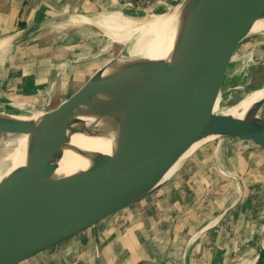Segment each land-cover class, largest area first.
<instances>
[{"label": "water", "instance_id": "1", "mask_svg": "<svg viewBox=\"0 0 264 264\" xmlns=\"http://www.w3.org/2000/svg\"><path fill=\"white\" fill-rule=\"evenodd\" d=\"M240 2L264 14V0H178L166 14L173 19L167 57L138 64L125 90L118 85L129 78L127 70L135 62L121 67L120 83L110 74L106 84L113 93L95 97L90 107L110 127L81 132L110 141L108 154L73 146L70 137L76 130L54 121L99 73L40 113L0 111V135L27 137V164L0 180V264H41L45 255L151 197L213 141L236 138L264 151V117L213 113L224 89L251 82L257 65L237 64L251 30ZM35 31L28 28L23 37ZM66 151L86 160L87 167L57 175ZM262 229L264 236V218ZM249 264H264V248Z\"/></svg>", "mask_w": 264, "mask_h": 264}, {"label": "crops", "instance_id": "2", "mask_svg": "<svg viewBox=\"0 0 264 264\" xmlns=\"http://www.w3.org/2000/svg\"><path fill=\"white\" fill-rule=\"evenodd\" d=\"M177 1L149 9L167 14ZM134 11L115 0H0V111L40 113L53 107L48 101L68 98L111 52L99 24L110 13L144 12ZM263 215L264 151L226 138L199 149L151 197L41 264H249L264 248Z\"/></svg>", "mask_w": 264, "mask_h": 264}, {"label": "bare ground", "instance_id": "3", "mask_svg": "<svg viewBox=\"0 0 264 264\" xmlns=\"http://www.w3.org/2000/svg\"><path fill=\"white\" fill-rule=\"evenodd\" d=\"M158 4H161V0ZM240 4L247 9L248 16L251 20V30L246 43L249 44L251 39L260 41V36L262 34L264 35V14L251 10L244 2H240ZM152 10L153 9H149L142 12V14H139L143 15L139 21L134 20L132 17L129 18L130 14L110 13L106 15L104 21L99 24L100 26L98 27L103 28L107 33L105 37L108 38L107 43L109 45H112V42L128 45L124 47L117 58L110 64L114 67V69L109 70V68H106L104 71H102L98 78L95 79L91 84L90 88L80 97L75 99L69 108L64 110L54 119L57 125L66 124L69 128L71 127L72 129L76 130L75 133L70 137V141L73 146L86 151L108 154L110 152V141L101 140L98 137H92L88 133H81L85 132L86 130L102 131L107 129V127H110L111 122L102 118H97V116L92 112L93 108L90 109L92 102L95 103L94 98L98 96L108 98L109 94L113 93L109 88L110 86H107L106 80L110 74L113 73L112 75L116 76L115 80L113 81L120 83L119 78L124 73L122 71L123 68H121L123 65L128 64L130 66L131 62H135L130 67L128 66L129 69L127 70L126 78H129L125 82L118 85V90L121 89V85L124 86L122 90L130 88L128 81L132 78H135L136 75L132 74L138 69V64L142 62L146 63L148 61L164 59L170 53L172 47L171 24L173 19L172 17L166 18L164 16H151ZM131 14L135 15L132 12ZM76 19H78V17L72 19L71 21ZM77 26L78 25H76V27ZM109 39L112 40V42ZM243 49L240 51L242 57H238L237 64L248 65L251 63L252 55L264 57V49L251 50L250 54H248L249 52L247 53V50L244 49V51ZM116 69H121L117 75ZM60 72L62 73V71ZM17 109L25 112L33 111V109ZM88 109H90L89 113L87 112ZM247 112L253 113L257 116L264 115V81L259 80L249 82L234 89V92L230 94H220L213 111L214 114L231 115L236 118H241ZM15 137L17 139H15L13 142H10L9 150L6 149L7 152L2 157H0V180L6 177L13 170L23 167L27 164V137ZM4 140H6V138H4ZM198 145L199 144L193 146L182 158V160L188 158L190 154L195 151ZM87 165L88 163L86 160L72 154L69 151H66L59 161L56 174L70 175L76 171L84 170ZM178 165H176L166 174L164 180L168 179L172 175Z\"/></svg>", "mask_w": 264, "mask_h": 264}, {"label": "rangeland", "instance_id": "4", "mask_svg": "<svg viewBox=\"0 0 264 264\" xmlns=\"http://www.w3.org/2000/svg\"><path fill=\"white\" fill-rule=\"evenodd\" d=\"M134 12H136V11H134ZM137 12H140V11H137ZM152 13H151V16H164V17H166V18H169V17H171V16H168V15H166V14H163V15H157L158 13H157V11H156V9L154 10H152L151 11ZM137 17H135V18H133V19H135L136 21H139V19H141L142 17H143V15H139L138 13H136L135 14ZM137 18V19H136ZM100 30L103 32V34L104 35H107V33H106V31L103 29V28H100ZM107 40H108V38H106ZM110 40V39H109ZM111 42H112V40H110ZM263 42V43H262ZM113 44L112 45H110L111 46V49H110V53H109V55H108V58H107V60L105 61V62H107L106 64H111L116 58H117V56L120 54V52L124 49V47H126V45H128V44H126V45H123V44H119V43H114V42H112ZM258 43V44H257ZM253 44V45H252ZM245 49V50H247V53L248 54H250L251 52V50H263L264 49V37L263 38H261L260 39V41H257V40H253V39H251V41L249 42V44H247V43H245L241 48H240V50L238 51V57H242V55L240 54V51H241V49ZM243 49V50H244ZM244 50V51H245ZM96 51H98V49H96ZM101 53V55H100V57L102 56V52H100ZM247 54V55H248ZM238 59V58H237ZM109 61V62H108ZM255 62V63H257V65L255 66V72H254V74H253V76H252V80H251V82H253V81H259V80H261V81H264V70H263V68H262V66L264 65V57H258L257 55H252L251 56V62ZM104 62V63H105ZM99 64V65H97L96 66V71L95 72H92L91 74L93 75V74H97V73H101L102 71H104L106 68H107V66H106V64ZM105 65V67H103ZM101 67H103V68H101ZM101 68V69H100ZM98 69H100V70H98ZM91 75V76H92ZM89 78V76L87 75V77L84 79L85 81H87V79ZM84 83V82H83ZM92 84V83H91ZM91 84L86 88V90L82 93V94H84L89 88H90V86H91ZM228 87H230V86H228ZM228 87H226V88H228ZM224 93H226V94H230V93H232V92H234V90H228L227 91V89H224V91H223ZM1 95H5V94H2V93H0ZM81 94V95H82ZM80 95V96H81ZM80 96H78V97H80ZM77 97V98H78ZM76 98V99H77ZM4 100H7V98L6 97H4L3 98ZM59 99L58 98H56V99H52V103H50V101H48L47 103H46V106H55V102L56 101H58ZM2 100H0V102H1ZM8 101V100H7ZM25 101V100H24ZM26 102H28V101H26ZM29 103V102H28ZM49 108V107H48ZM262 117H264V115H262ZM4 138H6V140H4ZM15 139H17L15 136H7V135H0V152H2V153H0V157H2L6 152H7V150H9V144H10V142H13V141H15ZM10 140H12V141H10ZM7 142H9V143H7ZM217 142V140L216 141H213V142H211L210 144H212V143H216ZM7 149V150H6Z\"/></svg>", "mask_w": 264, "mask_h": 264}, {"label": "built area", "instance_id": "5", "mask_svg": "<svg viewBox=\"0 0 264 264\" xmlns=\"http://www.w3.org/2000/svg\"><path fill=\"white\" fill-rule=\"evenodd\" d=\"M120 4H123L135 11H144L151 7H154L160 0H115Z\"/></svg>", "mask_w": 264, "mask_h": 264}, {"label": "flooded vegetation", "instance_id": "6", "mask_svg": "<svg viewBox=\"0 0 264 264\" xmlns=\"http://www.w3.org/2000/svg\"><path fill=\"white\" fill-rule=\"evenodd\" d=\"M25 109H33L32 107H24Z\"/></svg>", "mask_w": 264, "mask_h": 264}, {"label": "trees", "instance_id": "7", "mask_svg": "<svg viewBox=\"0 0 264 264\" xmlns=\"http://www.w3.org/2000/svg\"><path fill=\"white\" fill-rule=\"evenodd\" d=\"M20 27H23V25H20Z\"/></svg>", "mask_w": 264, "mask_h": 264}]
</instances>
